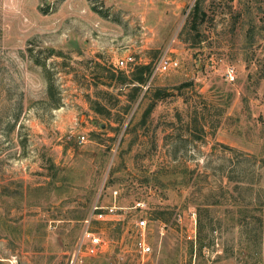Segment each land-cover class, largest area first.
Listing matches in <instances>:
<instances>
[{"label":"rangeland","instance_id":"374dc122","mask_svg":"<svg viewBox=\"0 0 264 264\" xmlns=\"http://www.w3.org/2000/svg\"><path fill=\"white\" fill-rule=\"evenodd\" d=\"M96 62L150 65L128 111ZM95 204L90 264H139L142 217L156 264H264V0H0V260L67 264Z\"/></svg>","mask_w":264,"mask_h":264},{"label":"built area","instance_id":"2783aa9c","mask_svg":"<svg viewBox=\"0 0 264 264\" xmlns=\"http://www.w3.org/2000/svg\"><path fill=\"white\" fill-rule=\"evenodd\" d=\"M129 59L134 61L133 58ZM123 63L121 61L120 64L122 65H117V67L124 68ZM178 67L179 61L177 59L163 55L154 63L153 73H166ZM228 74L234 80V71H229ZM80 138L84 142L86 136L82 135ZM142 205V203H138V206L141 207ZM118 215V206L116 204L109 206L95 204L91 215L85 219L83 232L75 247L70 252L67 264H85L86 258L98 257L104 254L109 248L110 241L103 236V229L107 223L117 220ZM132 228L136 234L135 248L140 256L139 264H156L152 258L153 248L147 237L148 220L145 217L139 218L134 221Z\"/></svg>","mask_w":264,"mask_h":264},{"label":"trees","instance_id":"16d2710c","mask_svg":"<svg viewBox=\"0 0 264 264\" xmlns=\"http://www.w3.org/2000/svg\"><path fill=\"white\" fill-rule=\"evenodd\" d=\"M193 13L195 19L192 26L197 29V19L199 17H204L205 12H203L202 8L197 3L193 9ZM96 66L100 69L102 74L100 76H94V84L102 83L109 86H118L120 89H122L123 87H131V90L128 93V104L124 106L125 111L129 110V108L131 107V103L136 100L141 88L147 83V80L149 79V76L151 74L149 64H137L129 73L124 69H119L117 67L115 68L114 66L102 62H96ZM49 80L48 94L50 96H54L56 87L50 77ZM161 93V90H159L157 91L156 95L161 96ZM86 97L87 101H89L91 105V108L97 113L105 115L110 113V107L107 103H103L102 101L97 99H92L90 94L88 93L86 94ZM60 105L61 103L59 101H57L55 104L56 107H59ZM152 106L153 104H150L148 110L151 109ZM2 193L4 195H9V192L6 190ZM156 218H161V216L156 215ZM3 262V260H0V264H3Z\"/></svg>","mask_w":264,"mask_h":264},{"label":"crops","instance_id":"0c3cea01","mask_svg":"<svg viewBox=\"0 0 264 264\" xmlns=\"http://www.w3.org/2000/svg\"><path fill=\"white\" fill-rule=\"evenodd\" d=\"M119 216H120V214H119ZM120 217H121V216H120ZM91 258H92V257L86 258V259H85V264H90V262H89V260H88V259H90V260H91Z\"/></svg>","mask_w":264,"mask_h":264}]
</instances>
